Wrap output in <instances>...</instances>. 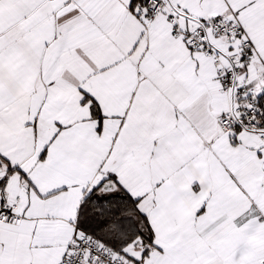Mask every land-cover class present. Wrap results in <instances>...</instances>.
<instances>
[{
	"label": "snow or ice",
	"instance_id": "snow-or-ice-1",
	"mask_svg": "<svg viewBox=\"0 0 264 264\" xmlns=\"http://www.w3.org/2000/svg\"><path fill=\"white\" fill-rule=\"evenodd\" d=\"M0 264H264V0H0Z\"/></svg>",
	"mask_w": 264,
	"mask_h": 264
}]
</instances>
